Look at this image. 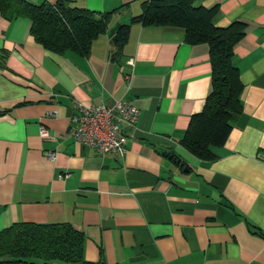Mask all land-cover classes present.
<instances>
[{"label":"crops","instance_id":"crops-1","mask_svg":"<svg viewBox=\"0 0 264 264\" xmlns=\"http://www.w3.org/2000/svg\"><path fill=\"white\" fill-rule=\"evenodd\" d=\"M142 2H64L112 12L86 57L46 50L27 19L0 15V230L68 222L85 237L75 264H264V0H196L217 8V28L246 24L234 46L242 111L205 159L180 140L210 91L208 45L180 27L133 24L112 58L117 28ZM117 99L139 108L125 153L75 143L78 104Z\"/></svg>","mask_w":264,"mask_h":264},{"label":"trees","instance_id":"trees-1","mask_svg":"<svg viewBox=\"0 0 264 264\" xmlns=\"http://www.w3.org/2000/svg\"><path fill=\"white\" fill-rule=\"evenodd\" d=\"M34 4L27 0H0V15L25 18L29 33L46 50L86 57L92 41L107 30L112 12L95 14L65 6ZM196 0H143L141 15L117 28L112 42L118 59L133 24L173 26L185 31L191 44L209 47L210 91L202 109L190 117L181 145L200 159L213 158L210 146L225 143L234 119L241 113L243 84L234 62V46L245 35L246 24L235 21L217 28V8L195 6ZM84 234L68 222H17L0 230V264H75L83 261Z\"/></svg>","mask_w":264,"mask_h":264},{"label":"built area","instance_id":"built-area-1","mask_svg":"<svg viewBox=\"0 0 264 264\" xmlns=\"http://www.w3.org/2000/svg\"><path fill=\"white\" fill-rule=\"evenodd\" d=\"M128 64L132 66L133 60L129 59ZM138 117L139 108L126 99H117L111 104H78L71 117L72 137L75 143L101 155H122L126 151L127 130L135 127ZM39 134L41 137L50 136L44 126L40 127ZM45 154L53 158L52 152Z\"/></svg>","mask_w":264,"mask_h":264},{"label":"water","instance_id":"water-1","mask_svg":"<svg viewBox=\"0 0 264 264\" xmlns=\"http://www.w3.org/2000/svg\"><path fill=\"white\" fill-rule=\"evenodd\" d=\"M175 161V159H173ZM177 163H179V161H176Z\"/></svg>","mask_w":264,"mask_h":264}]
</instances>
